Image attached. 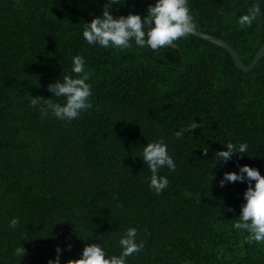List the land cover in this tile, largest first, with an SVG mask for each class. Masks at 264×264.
<instances>
[{"label":"trees","instance_id":"1","mask_svg":"<svg viewBox=\"0 0 264 264\" xmlns=\"http://www.w3.org/2000/svg\"><path fill=\"white\" fill-rule=\"evenodd\" d=\"M154 2L0 0V264H48L57 255L67 264L96 242L118 255L129 227L144 247L127 264H264V242L232 227L247 181L220 184L243 164L264 175V56L245 73L224 49L190 33L156 50L84 39L85 23L105 4L114 16L143 18ZM188 4L194 28L226 40L245 64L264 43V0ZM256 4V19L240 26ZM77 54L92 107L72 121L41 116L32 95L48 98L50 82L76 76ZM192 119L201 127L177 138ZM160 138L176 168L160 170L169 185L157 194L140 156ZM228 141H246L248 151L221 166L215 151Z\"/></svg>","mask_w":264,"mask_h":264},{"label":"clouds","instance_id":"2","mask_svg":"<svg viewBox=\"0 0 264 264\" xmlns=\"http://www.w3.org/2000/svg\"><path fill=\"white\" fill-rule=\"evenodd\" d=\"M112 4L122 5L125 0H111ZM110 4H105L102 15L94 16L85 23L83 37L90 45H100L103 48H126L134 42L138 46H147L153 50L165 47L180 37L188 35L195 27L189 10L188 0H155L148 7V14L143 18L139 13L129 12L127 15L114 16L109 10ZM261 12L259 4L254 5L246 14H242L238 23L240 26H250ZM151 25V26H150ZM147 29V31H146ZM72 72L76 76L64 75L48 85L52 95L48 98L37 95L31 98V104L38 107L41 116L50 114L63 121H72L80 114L92 107L91 85L88 82L89 72L82 55L72 57ZM52 96L63 97V102L51 99ZM201 127L200 123L192 119L187 126L180 127L174 132L177 138L183 139L189 129ZM226 148L215 151L216 162L221 166L227 163L233 154H246L247 142L224 143ZM207 153L208 149L203 148ZM144 163L151 171L149 187L157 194L163 192L169 185V177L161 175L160 170L167 168L174 171L176 163L168 151L164 138L147 142L143 147ZM215 162V163H216ZM214 166V165H213ZM247 181L248 187L244 192V203L232 227L247 233L246 239L251 242H264V175L257 167L248 164L239 165V170L226 171L220 180L221 186L227 182ZM254 181V183H253ZM20 223L18 217H12L9 227L15 228ZM120 253L108 254L100 243L85 244L79 258L69 260L67 264H127L128 257L140 252L144 247L142 240H137V229L129 227L119 239ZM61 249L57 247V253ZM25 248L20 244L15 254L22 257ZM48 264H60L59 255L50 259Z\"/></svg>","mask_w":264,"mask_h":264},{"label":"water","instance_id":"3","mask_svg":"<svg viewBox=\"0 0 264 264\" xmlns=\"http://www.w3.org/2000/svg\"><path fill=\"white\" fill-rule=\"evenodd\" d=\"M190 34H193L194 36H197L203 40L211 42L215 44L216 46L224 49L231 57L235 67L245 73L250 71L255 66V64L258 62V60H260L264 56V43H263L258 48V50L254 54L250 62L248 64H245L241 56L239 55V53L236 51V49L223 38L210 35L208 33L199 31L195 28L190 32ZM170 45L173 47H177L175 44H172V43ZM183 69L184 67L180 68V70H183Z\"/></svg>","mask_w":264,"mask_h":264}]
</instances>
